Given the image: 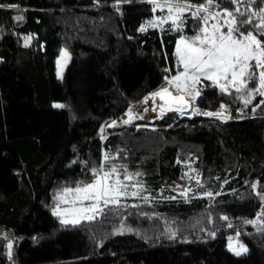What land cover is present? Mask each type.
<instances>
[{"label": "trees", "instance_id": "16d2710c", "mask_svg": "<svg viewBox=\"0 0 264 264\" xmlns=\"http://www.w3.org/2000/svg\"><path fill=\"white\" fill-rule=\"evenodd\" d=\"M216 4L211 11L234 10L229 0ZM239 7L256 11L264 0ZM157 13L150 0H0V264H264V201L256 195L264 193V96L245 106L234 89L221 93L202 78L198 107L223 104L229 120L118 125L181 71L176 42L200 26L188 12L182 32L168 31L170 22L148 26ZM63 47L70 62L58 78ZM102 162L121 180L125 169L140 173L124 181L139 195L120 197L121 206L91 221L62 224L53 209L63 189L91 183ZM229 236L247 252L231 254Z\"/></svg>", "mask_w": 264, "mask_h": 264}, {"label": "snow or ice", "instance_id": "6c2138e0", "mask_svg": "<svg viewBox=\"0 0 264 264\" xmlns=\"http://www.w3.org/2000/svg\"><path fill=\"white\" fill-rule=\"evenodd\" d=\"M153 5V11L166 8L168 15L156 17L154 20L147 22L148 26L153 28L161 27L164 23L170 22L168 31L182 32L183 26L186 23L185 13H190L191 18L200 22V26L196 34L191 37L181 35L176 42L175 55L178 64L182 66V71L177 72L170 80L165 77V80L171 85L177 93L181 95H173L167 87L161 88L157 92L150 95L155 98L159 96L165 101L169 110L182 112L185 107H190L186 97L195 99L200 96L199 91L193 92L196 85L201 82V77L211 81L215 86L219 87L221 93L231 94L232 89L235 93L240 94L245 106L251 102L254 94L264 96V7L256 11H241L238 6L242 0H229L234 6V10L223 8L218 12H212L213 6L218 7L216 0H205L204 3L193 5L190 0H150ZM192 9H195L192 11ZM257 17L259 22L254 20ZM17 20L22 17L17 16ZM209 20H216L209 28ZM222 21V22H221ZM253 26L252 31H241V26ZM226 28V30H225ZM145 26H141L140 31H145ZM30 37H25L27 41ZM61 56L66 57L67 52L62 51ZM59 63V62H58ZM60 73H58L59 75ZM250 82L255 83V87H249ZM247 93V97L244 93ZM147 100V97L145 98ZM175 105V108H173ZM55 107H64V105H54ZM221 109L226 106L221 104ZM155 110V109H153ZM164 106H161L163 112ZM147 111V109H145ZM207 116L221 117L222 112H205L197 113ZM129 118L124 120V124L132 122L131 111L128 114ZM142 118V117H139ZM227 118V117H225ZM115 121L112 125H115ZM108 156L105 154L104 160L108 161ZM93 179L91 183L77 182L75 189L64 188L65 194L74 193L75 199L89 201L87 206L71 209H53V214L61 217L62 224H78L81 220L91 221L96 215L101 213L108 206H121L120 197L122 196H137L138 191L129 193L128 185L124 183L126 180H131L133 175L139 176L140 173H128L125 169L123 180L120 179V171L115 165H112L108 171L104 170L102 162L99 168L91 169ZM199 183V182H198ZM82 185V186H81ZM253 189L257 187L252 185ZM141 190H143L141 188ZM211 196V192L205 193ZM184 195V193H181ZM262 201H264V193H256ZM63 200V197H61ZM147 201V198L145 197ZM67 203V200H64ZM71 216V219L66 217ZM259 215L264 216V212ZM223 219L227 220V217ZM246 223H255V221H246ZM231 226V225H229ZM229 243L230 250L234 251L237 256L247 251V248L240 245L234 248L231 240ZM9 255H11L12 243L7 245Z\"/></svg>", "mask_w": 264, "mask_h": 264}, {"label": "rangeland", "instance_id": "374dc122", "mask_svg": "<svg viewBox=\"0 0 264 264\" xmlns=\"http://www.w3.org/2000/svg\"><path fill=\"white\" fill-rule=\"evenodd\" d=\"M160 2L163 3V0H160ZM241 7L243 8L244 5L241 4ZM192 10L194 11L195 9H192ZM157 11H158V13H157V16L156 17H163V16H167L168 15L166 8H164V9H157ZM216 22H217L216 20H209V25H208L209 28L211 27V25L213 23H216ZM225 30H226V28H225ZM62 51L67 52V56L66 57L61 56V52ZM69 62H70V51L67 48H64L63 47V48H61L60 53H59L58 57L56 58V70H55V73H56V76L58 78H60L62 76V74L64 72V69H65V67L67 66V64ZM182 70L183 69H181V71ZM58 73H60V74L58 75ZM202 78L203 77H201V79ZM165 87H167L169 89V91L172 92L173 95H181L182 94V93H177L175 91V89L166 82L160 88H158V89H156L154 91H151L145 97H143L142 99H140L138 102L132 104L125 111V113L120 117V121L118 122V125H120V124L130 125V124L136 123V122L153 123L155 120H158V119L162 118L163 116H172V117L175 116V117H178V118H192L194 116L201 115L203 117H212V118H216V119L222 120V121L229 120V114H228V112L226 110V107L224 109H221V107H220L219 109H217L216 111H214V112H218V111L219 112H222V116L221 117L207 116V115H203V114H197L198 112L199 113L213 112L211 110H205V111H201L200 110V108L198 107V98L199 97H196L195 99H193L192 97H186V99L188 100V102H189V104L191 106L190 107H185L182 112H178V111L175 112L173 110H169L168 109V106L165 104V101L164 100L157 99L159 96L153 98L150 95L151 93L157 92L161 88H165ZM192 91L193 92H195V91H199L200 92L199 87H198V84L196 85L195 89H192ZM146 97H147V100H145ZM57 104H60L61 105L60 102H54L53 103V105H57ZM161 106H165L164 107L165 112H163V113L161 111ZM173 106H175V105H173ZM145 109H147V111H145ZM153 109H155V111ZM130 111H131V115L133 117L132 122L129 123V124H124L123 121L124 120H127L129 118L128 114H129ZM142 113H144V114H142ZM148 113H149V115L147 116L146 114H148ZM139 115H141V117H146V118H143V119L140 118L138 120ZM225 117H227V118H225ZM186 174L188 176H193L194 175V170L192 169V166L190 164H188V163H187V168H186ZM62 197H63V200L61 199L60 204H58V206H56V208L57 207H59L60 209H71L73 207L80 208V207H85V206L88 205V203H90L89 201H83V202H81V201L77 200L75 202V204H73L72 201L75 199V194L74 193H68V194L63 193ZM64 200H67L68 202L65 203ZM66 218L71 219L72 217L69 215ZM229 238H232L231 243H232V245H233L234 248H238L240 245H243L244 247L247 248L246 244L240 239V237H238V236H229L227 238L226 245H227V250L231 254L237 256L235 254V252L232 251V250H230V248H229V243H230V239ZM246 252L242 253L241 255L245 254ZM241 255H239V256H241Z\"/></svg>", "mask_w": 264, "mask_h": 264}, {"label": "water", "instance_id": "95a60500", "mask_svg": "<svg viewBox=\"0 0 264 264\" xmlns=\"http://www.w3.org/2000/svg\"><path fill=\"white\" fill-rule=\"evenodd\" d=\"M173 108H175V106H173ZM173 111H175V110H173ZM175 112H177V111H175ZM142 114H144V113H142ZM106 130L107 131H113L114 130V125H112V124L107 125L106 126Z\"/></svg>", "mask_w": 264, "mask_h": 264}, {"label": "bare ground", "instance_id": "6f19581e", "mask_svg": "<svg viewBox=\"0 0 264 264\" xmlns=\"http://www.w3.org/2000/svg\"><path fill=\"white\" fill-rule=\"evenodd\" d=\"M157 99H160V100H161V98H160V97H158ZM162 105H163V104H162ZM164 107H165V106H164ZM155 109H156V108H155ZM156 110H157V109H156ZM154 111H155V110H154ZM163 112H165V110H164ZM163 112H162V113H163ZM146 115L148 116V115H149V113H148V114H146ZM139 117H141V115H139ZM139 117H138V120L140 119ZM143 118H146V117H142V119H143ZM147 119H148V118H147Z\"/></svg>", "mask_w": 264, "mask_h": 264}, {"label": "built area", "instance_id": "2783aa9c", "mask_svg": "<svg viewBox=\"0 0 264 264\" xmlns=\"http://www.w3.org/2000/svg\"><path fill=\"white\" fill-rule=\"evenodd\" d=\"M239 5H240V4H239ZM239 5H238V6H239Z\"/></svg>", "mask_w": 264, "mask_h": 264}]
</instances>
